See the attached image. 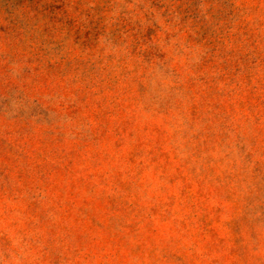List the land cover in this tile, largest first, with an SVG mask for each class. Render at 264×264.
Listing matches in <instances>:
<instances>
[{"label":"rangeland","instance_id":"374dc122","mask_svg":"<svg viewBox=\"0 0 264 264\" xmlns=\"http://www.w3.org/2000/svg\"><path fill=\"white\" fill-rule=\"evenodd\" d=\"M0 264H264V0H0Z\"/></svg>","mask_w":264,"mask_h":264}]
</instances>
